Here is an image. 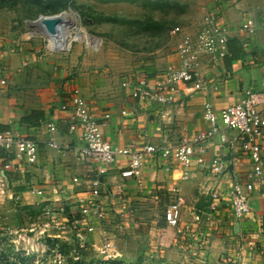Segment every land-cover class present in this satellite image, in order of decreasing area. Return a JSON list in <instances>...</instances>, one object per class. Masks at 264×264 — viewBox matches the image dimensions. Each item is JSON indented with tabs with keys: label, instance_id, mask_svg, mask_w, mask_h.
Here are the masks:
<instances>
[{
	"label": "crops",
	"instance_id": "crops-1",
	"mask_svg": "<svg viewBox=\"0 0 264 264\" xmlns=\"http://www.w3.org/2000/svg\"><path fill=\"white\" fill-rule=\"evenodd\" d=\"M197 3H200L201 9L199 20L192 27L182 28L194 32L200 28L207 11L219 10L229 27L228 55L217 60L203 57L200 72L209 84L208 92H189L180 85L178 105L164 113L154 105L131 97L129 89L122 86V80L125 77L135 78L142 73L153 78L158 71L176 65L178 57L175 47L179 35L171 34L174 41L172 46L139 49L133 65L122 76L121 85L110 90L109 95L102 92L104 82L95 81L96 77L82 70L75 53L64 57L59 52L49 51L53 56L47 58L44 53L37 54L40 50H33L26 38L2 39L0 35V75L7 80V85L0 89V131L20 130L38 145V160L33 166L20 167L16 160H12L14 167L4 171L3 165L10 158L0 150V173L9 182L10 190L23 197L20 204L38 203V198L29 190L33 186L44 185L55 204L60 206L69 202L83 188L72 182V177L95 175L96 163L83 160L78 155L80 130H70L69 116L59 108L61 100L72 87L81 89L98 119L101 120L105 113L110 114L102 129L104 137L115 147H140L163 140L176 142L184 136H193L207 126L202 116L205 96H209L219 112L240 100L246 89L261 88L264 71V12L261 8L264 0H197ZM247 16L255 19L256 31L253 34L238 30ZM43 67H48L51 72V80L42 82L43 85H50V89H38L42 84L37 80L39 84L32 90L28 79L32 73L38 77ZM17 86L30 89L17 96L14 92ZM22 93H26L24 97ZM25 98L30 101L25 102ZM44 98L52 102L47 103L43 101ZM48 122H54V131L49 132ZM231 133L228 132L229 135ZM50 137L67 148L62 151L50 148L47 145ZM226 153L225 147L213 142L202 155L209 160L214 155ZM241 165L242 171L248 170L251 166L249 158L243 157ZM126 166V157L118 155L109 173L101 178V193L107 205L108 217L115 216L118 220L121 215V218L126 217L130 208L136 212L146 209L142 213L152 217L153 226L162 225L164 231L183 229L186 237L201 247L199 252L202 254L199 253L198 257H202L205 264H264V178L256 184L251 194L252 209L246 216L237 219L229 207L219 204L215 219L210 222L202 213L208 210L211 201L209 192L225 187L228 177L220 181L208 168H202L191 177L181 179L182 166L155 159L146 163L142 186H138L134 179L120 175ZM194 167L193 163L191 168ZM121 184L125 185L122 199L118 197V185ZM172 186H178L186 199L180 223L176 227L167 225L163 212L161 217L155 213L158 206L163 209L169 198L168 188ZM45 204L48 203H42ZM198 215L199 220L196 219ZM236 222H239L237 232ZM209 229L210 236L207 235Z\"/></svg>",
	"mask_w": 264,
	"mask_h": 264
},
{
	"label": "built area",
	"instance_id": "built-area-1",
	"mask_svg": "<svg viewBox=\"0 0 264 264\" xmlns=\"http://www.w3.org/2000/svg\"><path fill=\"white\" fill-rule=\"evenodd\" d=\"M264 12V3L262 5ZM42 17V16H41ZM67 24H61L60 34H72L68 16H64ZM61 22V20H60ZM59 22V23H60ZM65 22V21H64ZM59 23L56 25L58 27ZM78 24H81L79 21ZM49 32L43 25V30ZM42 32L50 52H60L64 49L61 40H58L59 30L55 33ZM67 30V32L65 31ZM241 33L253 34L256 31V22L253 16H247L239 26ZM172 35H179L176 43L178 62L158 71L153 78L148 74L131 78L125 77L122 86L128 88L131 97L140 102L154 105L164 113L169 108L178 105L181 93L180 85L189 92H208L209 84L200 72L202 58L207 56L211 60L224 58L228 55L229 27L224 21L219 10L213 9L206 12L200 28L194 32H187L180 26L170 30ZM7 85V80L0 75V89ZM91 102L84 97L79 87H72L68 94L61 100L59 108L66 112L70 119V130H80L81 145L77 148L78 155L83 160H92L97 165L94 176H74L72 182L82 185L69 202L57 206L51 197L49 189L44 185L33 186L29 191L38 198V203H45L49 211L54 206L53 215L61 216L66 212L67 205L78 207L77 218L72 219L73 224L83 225L84 231L92 233L108 218V210L102 198L101 178L107 175L116 162L118 155L126 157L127 166L120 175L124 178L134 179L138 186H142V177L148 161L162 159L174 162L183 167L181 179H187L202 168L209 169L210 173L220 181L229 179L226 186L210 190L211 197L208 210L202 212L207 221L215 219V211L219 204L229 207L235 218L246 216L252 209L251 194L257 183L264 178V71L261 76V88L246 89L240 100L230 104L217 112L209 98L203 101L202 116L206 121V128L197 134L184 136L176 142L163 140L156 144H144L140 147L128 145L115 147L104 137L102 126L107 123L109 113L103 114L101 120L93 113ZM125 111H123L124 113ZM49 132L56 129L54 122H48ZM228 132H232L231 135ZM217 142L220 147H225V155H214L209 160L203 157L209 144ZM47 145L58 151L67 147L60 145L50 137ZM0 150L10 158L3 165V171L14 167L12 160L18 166H33L38 160L37 143L24 135L20 130L7 129L0 131ZM248 157L251 166L242 171L241 159ZM194 161V162H193ZM193 163L194 168H191ZM118 197L122 199L125 185H118ZM10 194V196H9ZM169 198L164 204L163 217L169 227L179 225L182 210L186 206V199L178 186L168 188ZM9 197L21 202L23 197L10 190V185L3 174L0 173V198ZM130 208L128 214L132 213ZM48 213V212H47ZM199 220V215L196 216ZM139 224V220L135 221ZM49 227V223H46ZM82 237L80 231L77 232ZM118 243L105 239L98 248V253L105 261L116 260L120 255Z\"/></svg>",
	"mask_w": 264,
	"mask_h": 264
},
{
	"label": "rangeland",
	"instance_id": "rangeland-1",
	"mask_svg": "<svg viewBox=\"0 0 264 264\" xmlns=\"http://www.w3.org/2000/svg\"><path fill=\"white\" fill-rule=\"evenodd\" d=\"M49 15L68 16L70 30L76 25L71 35L65 34L71 39L64 38L67 50L59 55L75 53L82 70L96 77L95 81L104 82L102 92L109 95L121 85L139 49L172 46L170 30L175 26L192 27L201 9L197 0H0L1 38H26L33 50H40L37 54L53 56L40 20ZM30 76L32 90L52 77L48 67H43L38 77L33 73ZM30 88L17 86L14 92L20 96ZM38 89L49 90L50 85L42 84ZM43 101L52 102L46 98ZM54 209L52 206L49 211L42 203L26 205L9 197L0 198V264L206 263L198 257L201 247L186 237L183 229L164 231L162 225L153 226L152 217L142 213L146 209L127 214L129 219L122 215L118 220L108 217L92 233L85 232L83 225L73 224L78 207L67 205L59 217H54ZM155 213L161 217L162 206ZM138 220L136 225L134 221ZM208 232L210 236L211 230ZM105 239L116 241L120 248L113 263H106L97 251Z\"/></svg>",
	"mask_w": 264,
	"mask_h": 264
},
{
	"label": "water",
	"instance_id": "water-1",
	"mask_svg": "<svg viewBox=\"0 0 264 264\" xmlns=\"http://www.w3.org/2000/svg\"><path fill=\"white\" fill-rule=\"evenodd\" d=\"M60 22L58 15L42 16L41 23L50 33H55L56 25ZM239 230V222L235 223V232Z\"/></svg>",
	"mask_w": 264,
	"mask_h": 264
},
{
	"label": "bare ground",
	"instance_id": "bare-ground-1",
	"mask_svg": "<svg viewBox=\"0 0 264 264\" xmlns=\"http://www.w3.org/2000/svg\"><path fill=\"white\" fill-rule=\"evenodd\" d=\"M60 17V20H61V22L59 23V25H58V27H56V30H59V33H58V37H59V39L58 40H61V45H62V47L64 48V49H66L65 48V37H66V40H68L69 41V39H71L70 38V36H68V35H65V34H63V35H61L60 34V32H61V28H59V26L61 25V24H67V20H66V18H64V17H61V16H59ZM41 20V19H40ZM65 21V22H64ZM41 30L44 32V30H43V24L41 25ZM46 31V30H45ZM66 32H67V30H66ZM49 33V32H48ZM48 33H47V31L45 32V34H47L48 35ZM69 48V47H68Z\"/></svg>",
	"mask_w": 264,
	"mask_h": 264
},
{
	"label": "trees",
	"instance_id": "trees-1",
	"mask_svg": "<svg viewBox=\"0 0 264 264\" xmlns=\"http://www.w3.org/2000/svg\"><path fill=\"white\" fill-rule=\"evenodd\" d=\"M112 261V263H113V261H115V260H111ZM106 263H109L108 261H106ZM103 264H105V263H103Z\"/></svg>",
	"mask_w": 264,
	"mask_h": 264
}]
</instances>
